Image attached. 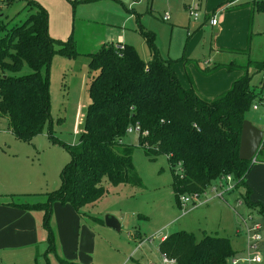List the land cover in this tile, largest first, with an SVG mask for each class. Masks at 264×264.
Returning a JSON list of instances; mask_svg holds the SVG:
<instances>
[{"label": "rangeland", "instance_id": "1", "mask_svg": "<svg viewBox=\"0 0 264 264\" xmlns=\"http://www.w3.org/2000/svg\"><path fill=\"white\" fill-rule=\"evenodd\" d=\"M230 1H235V5L249 1V6L227 11L224 4ZM240 2L143 0L134 5L132 0H49L46 8L51 35L64 41L72 36L75 51L71 55L55 53L50 67L43 71V75L50 77V117L42 132L32 138H19L12 131L9 118L0 116V202L15 198H20L18 202H42L47 192L61 187L62 174L72 159L71 148L81 141L91 103V55L104 45L114 43L118 47L122 41L134 45L140 56L149 60L153 58V51L141 32L150 31L155 34L158 54L164 61L175 63L176 73L184 84H188L181 60L184 57L198 62L201 68L220 62L264 58V13L253 12L250 0ZM26 5V0H0V26L24 20L30 13ZM192 11L199 13L198 20L194 19ZM167 12L170 20L163 19ZM210 15H216L219 24L223 18L224 22L213 27L209 23ZM188 34L192 35L189 40ZM250 42L247 55L230 51L244 49ZM188 68L192 70L199 92L212 98L230 89L241 76L239 71L226 68L204 76L195 63ZM30 72L31 68L25 63L19 71L4 73L21 76ZM251 85L258 91L254 104L264 93V73H254ZM247 118L264 129L263 106L259 110L252 107ZM127 140L135 146L134 164L143 180V188L135 192L127 184L115 187L104 182L108 194L85 209L96 219L81 216L78 224L63 204L54 203L50 223L56 228L58 239L66 237L70 245L80 251L91 242L89 249L84 250L87 254L83 260L85 264H162L164 256L158 249L161 237L182 230L194 232L198 239L208 233L230 237L233 248L240 250L246 246L245 221L248 225L264 224V211L249 206L246 200L249 197L264 206V162H254L246 178L252 190L249 195L245 186H237L234 181V188L227 190L226 181L217 179L201 197L212 198L211 201L195 209L190 203L183 210L175 197L173 172L167 157L161 155L151 159L139 147L135 134ZM215 187L218 192L213 191ZM106 215L119 220L120 230L100 221H105ZM236 230L243 232L238 238ZM47 252L44 246L39 254L32 248L2 250L0 264L3 259L17 254H34L37 256L35 262L40 264H47V254L50 264H54L59 251ZM259 252L263 258L259 264H264V242Z\"/></svg>", "mask_w": 264, "mask_h": 264}, {"label": "trees", "instance_id": "2", "mask_svg": "<svg viewBox=\"0 0 264 264\" xmlns=\"http://www.w3.org/2000/svg\"><path fill=\"white\" fill-rule=\"evenodd\" d=\"M26 1L30 13L24 20L0 26V116H7L14 134L23 139L42 132L50 117V77L43 71L50 67L55 53L71 55L75 51L72 36L66 41L51 36L48 10L36 0ZM250 4L253 12L264 13V0ZM141 34L153 51L152 59L142 58L131 44L120 49L109 43L91 55V103L81 141L71 148L72 159L62 174L61 187L47 192L42 202L10 203L44 213L48 252L57 248V233L50 223L54 203L69 204L80 216L94 218L85 209L108 194L104 182L115 187L127 184L135 192L143 188L134 164L135 146L127 140L128 128L136 124L149 133L139 135V147L153 160L167 157L180 205L181 195L203 194L214 180L227 175H232L237 186H245L247 195L252 191L246 178L254 161L240 159V143L243 123L258 95L251 80L254 73H264V58L201 68L184 57L185 86L175 63L158 54L155 34L144 30ZM250 45L230 51L247 55ZM25 63L32 72L21 76L4 73L19 71ZM193 63L204 76L222 68L239 71L241 76L230 89L209 98L195 84L188 68ZM256 162H264V144ZM246 200L249 206L264 211L261 202ZM159 250L176 264H231L240 254L230 237L206 234L198 239L186 230L169 234L159 243Z\"/></svg>", "mask_w": 264, "mask_h": 264}, {"label": "crops", "instance_id": "3", "mask_svg": "<svg viewBox=\"0 0 264 264\" xmlns=\"http://www.w3.org/2000/svg\"><path fill=\"white\" fill-rule=\"evenodd\" d=\"M36 1L41 3L45 8L47 7V4L49 2V0H36ZM141 1H143V0H132V4H134V5L139 4V3H141ZM238 1L240 2L241 0H238ZM254 1L255 0H250V3L253 4ZM247 3H249V1L246 3L240 2V3L236 4L237 5L236 6L235 1H230V2H225L224 5L226 7L233 6V7H235L233 9H236V8H243L244 4H247ZM240 4L242 5V7H238ZM230 10H232V9H229L227 11H230ZM251 10H252V8H251ZM219 11H221V10H218V12ZM211 17H212V15H210V18ZM223 22H224V18H223V21L221 23H223ZM209 23L211 24L210 20H209ZM220 24L218 22V24L216 26H213V25L212 26L218 27ZM50 28H49V31H50ZM191 37H192V35L188 34L187 40H189ZM54 38L61 39L58 37H54ZM120 40H123V37H121ZM119 42L124 44L122 41H119ZM175 70H176V68H175ZM191 72H192V70H191ZM240 74H241V72H240ZM184 85L187 86V84H184ZM204 96L212 98L209 95H204ZM18 200H20V198H15L14 200L10 199L9 201L18 202ZM9 201L5 200V201L0 202V252L2 250L16 251V250L32 248L33 250L35 249V252L37 254H39L42 246H44L46 251H48L47 230L43 226L44 213L38 212V211L23 210L21 208L13 206L12 204H10L11 202H9ZM58 203L59 202H56V204H58ZM198 207H199V205H198ZM198 207H197V205L196 206L193 205L192 209H195ZM64 209L67 210V212L74 218V221L77 224H78V221L80 223L81 216L71 205H69V204L64 205ZM190 211H192V210H190ZM37 215H39L40 218H38ZM55 230H56V228H55ZM75 232H76V230H75ZM56 233H57V230H56ZM235 233H236L235 235L237 238L239 237V235H241L237 232V230ZM87 234H90L89 230H87ZM167 234L168 233L164 234L161 237L160 242L168 236ZM208 234H210V233H208ZM78 238H79V236H78ZM70 244L71 243L69 242L68 239H66V237H65V240H64V237H59V239H58V235H57L56 251L58 250L59 252L56 253V259L57 260H55L54 262L56 263L57 261H59V262H57L58 264H85L83 262V260L85 259L87 254L84 250L89 249L91 242H87L81 251L75 250L74 246H71ZM92 244L93 245L95 244L94 239L92 240ZM158 249H159V245H158ZM244 249H245L244 247L242 249H240L239 255L244 254ZM159 252H160V250H159ZM46 256H47V264H50L51 261H50L47 254H46ZM36 257L37 256L34 254L32 256H30V255L22 256L20 254H17L15 256L11 257L10 259H6V260L3 259L2 264H40L38 262H35ZM162 264H163V262H162ZM256 264H259V263H256Z\"/></svg>", "mask_w": 264, "mask_h": 264}, {"label": "built area", "instance_id": "4", "mask_svg": "<svg viewBox=\"0 0 264 264\" xmlns=\"http://www.w3.org/2000/svg\"><path fill=\"white\" fill-rule=\"evenodd\" d=\"M255 1H259V0H255ZM192 15L194 17L195 20L199 19V13L198 12H193L192 11ZM171 16L170 13H165L163 16L164 20H170ZM210 22L211 25L216 26L218 24V18L216 15L212 16L210 18ZM124 47V45H118V48L122 49ZM261 106L264 107V93L261 94L259 100H257V102H255L252 107L254 110H259L261 109ZM264 132V129H263ZM127 134L128 136H131L133 134L137 135L139 137L140 134L147 136L149 133L148 131H141L140 129V125L136 124L134 127H130L127 130ZM264 143V140L262 142V145ZM262 147V146H261ZM261 149V148H260ZM260 151V150H259ZM258 151V152H259ZM257 160V154L254 157L253 161L256 162ZM222 180H225L227 185V190L233 189L234 188V179L232 177V175H227L225 177L221 178ZM224 185H220V188H222ZM218 188H213L214 192H218L217 190ZM202 195H206V192L203 194H197V193H193V194H184L180 196V203L181 206L183 208V210H185V207L187 206V204L193 203V205H200L202 203L208 202L209 200H211L212 198H206V199H202ZM218 195V194H217ZM220 196H223V194H220ZM246 223V246L244 249V254L242 255H238L236 257H234L231 260V264H254V263H261L263 261L262 258V254H260V244L262 242H264V224H262L261 222H254L251 225H248L247 222ZM239 234H242L243 232L241 230L237 231ZM164 256V255H163ZM150 264H156L154 262H151ZM163 264H176L175 260H171L169 258H167L166 256H164L163 259Z\"/></svg>", "mask_w": 264, "mask_h": 264}, {"label": "water", "instance_id": "5", "mask_svg": "<svg viewBox=\"0 0 264 264\" xmlns=\"http://www.w3.org/2000/svg\"><path fill=\"white\" fill-rule=\"evenodd\" d=\"M264 140V132L257 125L253 124L249 119L243 123L241 143H240V159L253 160L262 146ZM107 226L120 230L121 224L119 220L111 215L105 216Z\"/></svg>", "mask_w": 264, "mask_h": 264}]
</instances>
